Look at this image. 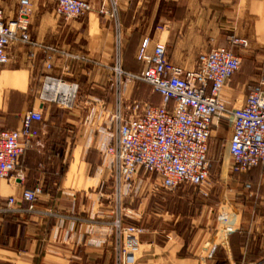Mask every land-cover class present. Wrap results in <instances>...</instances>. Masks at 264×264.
Here are the masks:
<instances>
[{"label": "crops", "instance_id": "obj_1", "mask_svg": "<svg viewBox=\"0 0 264 264\" xmlns=\"http://www.w3.org/2000/svg\"><path fill=\"white\" fill-rule=\"evenodd\" d=\"M56 1L33 0L31 42L14 45L10 62L0 67V134L21 130L29 111L43 116L33 123L30 137L21 140L26 154L17 172L0 180V264H115V185L106 155L115 128L107 116L121 101L142 99L137 98V82L112 87L114 66L140 73L137 54L145 39L150 53L165 43L169 60L181 67L218 47L237 49L245 58V47H233L232 38L246 41L249 57L262 66L264 0H83L93 11L68 22L56 17ZM113 2L115 17L102 15L100 8L106 5L112 12ZM19 4L0 0L7 21L17 18ZM246 77L261 80L264 70ZM74 86L77 98L68 110L62 102ZM237 86L225 90L227 104ZM157 182L141 173L123 199V223L143 230L141 252L129 264H264V201L235 207L238 219L230 223L220 220L221 210L217 220L211 219L214 208L204 207L200 216L189 218L187 230H171L160 238L157 205L167 206V211L158 209L160 219L178 223L180 218L171 198L157 201ZM37 186L44 189L41 198L26 202L24 191ZM253 189L264 195L262 184ZM12 197L18 201L16 210L8 207ZM230 225L237 230L226 232ZM214 244L219 245L217 254L208 260Z\"/></svg>", "mask_w": 264, "mask_h": 264}, {"label": "built area", "instance_id": "obj_2", "mask_svg": "<svg viewBox=\"0 0 264 264\" xmlns=\"http://www.w3.org/2000/svg\"><path fill=\"white\" fill-rule=\"evenodd\" d=\"M19 5L17 18L9 21L0 8V67L10 62L9 50L14 45L31 42L33 0H20ZM112 7L113 11L109 12L103 5L100 13L115 17L117 2H113ZM92 11L93 6L83 0H57L55 5L56 17L66 22L85 18ZM231 43L233 47H242L238 39L232 38ZM149 49L150 41L145 39L137 54V61L143 67L140 73H126L118 63L113 68L115 90L129 82L143 83L161 98L159 105L148 101H121L107 116L108 124L115 128L113 142L106 150V155L111 157L115 185V264H129V258L141 252L138 238L143 230L125 225L121 219L123 199L135 188L138 176L143 173L156 177L158 188L166 192L189 185L205 193L202 190L211 177L210 144L221 123L227 122L231 131L228 152L233 174L240 176L261 169L264 175V78L255 85H241L239 89L243 59L229 47L201 53L188 67L169 60L165 43H157L152 53ZM117 53H121V38L117 41ZM232 83L238 86L234 98L227 104L224 94ZM77 92L78 86L71 87L70 99L62 102L66 109H73ZM236 92L241 94L239 98ZM42 121L40 112L29 111L23 118L21 130L0 134V180L9 179L17 172L26 154L21 140L30 137L34 122ZM19 178L24 179L21 173ZM246 190L252 192V186L246 185ZM43 193V187L37 186L25 190L23 199L35 204ZM17 205L16 198L8 200L10 210L18 209ZM220 210L222 222L238 219L235 207ZM236 230L230 225L225 231ZM218 247L214 244L210 248L208 260H214Z\"/></svg>", "mask_w": 264, "mask_h": 264}, {"label": "rangeland", "instance_id": "obj_3", "mask_svg": "<svg viewBox=\"0 0 264 264\" xmlns=\"http://www.w3.org/2000/svg\"><path fill=\"white\" fill-rule=\"evenodd\" d=\"M238 40L240 42L242 41L240 39ZM245 45L246 41H242V46L245 47L246 54L245 58L242 56L243 65L238 76V83L250 86L257 84L260 80L257 78H253V80L247 79V73L250 78V75L264 70V65L259 66L255 63L254 58L252 59V55L251 58L249 57L250 55L247 53L248 50ZM238 47L240 48L241 46ZM136 88L139 93L137 98L142 99L141 101L152 102L156 105L161 103L160 96L152 94L150 86L143 83H136ZM240 96L241 94L236 92V97L239 98ZM230 132L229 124L223 122L211 141L209 153L211 177L209 183L204 188L205 193H201L200 189L189 185H183L174 192L160 190L157 193V201L161 196L171 198L170 205L173 207L174 214L176 216L178 215L180 218L178 223L169 220L164 221V217L160 219L159 215H163L161 211H167V206L163 205L161 208L157 205V234L159 237L165 236L170 233L171 230H178L179 232L187 230L190 226L189 218L200 216L204 207L214 208L211 219L217 220L220 215V209L224 212L226 211L225 208L230 206L237 208L240 205H249L250 202L264 201V195L253 192L254 186L262 184L264 187V178L261 179L258 170L256 171L258 176L256 175L255 177H253L252 174L235 176L232 172V159L228 152ZM246 185L252 186V192L246 190ZM167 202H169V200H167L166 203Z\"/></svg>", "mask_w": 264, "mask_h": 264}, {"label": "trees", "instance_id": "obj_4", "mask_svg": "<svg viewBox=\"0 0 264 264\" xmlns=\"http://www.w3.org/2000/svg\"><path fill=\"white\" fill-rule=\"evenodd\" d=\"M209 164H210V161H209ZM259 171L260 172V177H261V179H263L264 178V175H263V173H262V170L261 169H254V170H252V171H250V172H248L247 174H251L252 172H254V171ZM245 175V174H244ZM240 176H242V175H240Z\"/></svg>", "mask_w": 264, "mask_h": 264}, {"label": "bare ground", "instance_id": "obj_5", "mask_svg": "<svg viewBox=\"0 0 264 264\" xmlns=\"http://www.w3.org/2000/svg\"><path fill=\"white\" fill-rule=\"evenodd\" d=\"M245 46H247V45H245ZM47 87H48V86H47ZM54 91H55V89H54ZM54 91H53V92H54ZM57 91H58V90H57ZM58 92H59V91H58ZM52 97H53V96H52ZM55 97H56V100L59 99V96H58V95H56ZM70 97H71V96H70V94H69L68 97L63 98V101H64V100L66 101V100L70 99Z\"/></svg>", "mask_w": 264, "mask_h": 264}]
</instances>
